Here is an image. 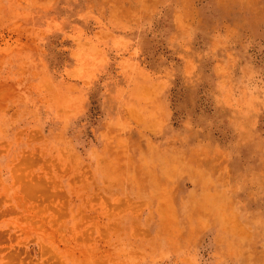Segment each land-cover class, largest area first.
<instances>
[{
    "label": "rangeland",
    "instance_id": "1",
    "mask_svg": "<svg viewBox=\"0 0 264 264\" xmlns=\"http://www.w3.org/2000/svg\"><path fill=\"white\" fill-rule=\"evenodd\" d=\"M0 264H264V0H0Z\"/></svg>",
    "mask_w": 264,
    "mask_h": 264
}]
</instances>
